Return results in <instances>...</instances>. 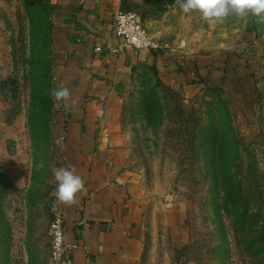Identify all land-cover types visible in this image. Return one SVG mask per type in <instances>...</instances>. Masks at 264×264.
Masks as SVG:
<instances>
[{"label":"rangeland","instance_id":"374dc122","mask_svg":"<svg viewBox=\"0 0 264 264\" xmlns=\"http://www.w3.org/2000/svg\"><path fill=\"white\" fill-rule=\"evenodd\" d=\"M35 1L0 0V264H56V5ZM118 5L139 16L156 59L207 61L188 86L144 61L122 81L125 166L151 204L146 253L160 264H264V25L230 16L209 27L175 0ZM178 208L184 242L166 225Z\"/></svg>","mask_w":264,"mask_h":264},{"label":"crops","instance_id":"0c3cea01","mask_svg":"<svg viewBox=\"0 0 264 264\" xmlns=\"http://www.w3.org/2000/svg\"><path fill=\"white\" fill-rule=\"evenodd\" d=\"M54 4L53 89L71 91L67 107L54 101L58 168H74L85 181L78 203L58 208L65 242L75 246L70 264H160L146 253L153 222L150 201L125 166L122 81L144 61L156 62L167 79L188 86L187 80L206 78L207 61L156 59L151 51L124 46L114 33L118 0H54ZM185 223L183 210L167 211L166 225L183 242ZM162 264L172 263L166 259Z\"/></svg>","mask_w":264,"mask_h":264},{"label":"clouds","instance_id":"9594fccd","mask_svg":"<svg viewBox=\"0 0 264 264\" xmlns=\"http://www.w3.org/2000/svg\"><path fill=\"white\" fill-rule=\"evenodd\" d=\"M175 4L185 13H199L200 18L209 27L223 24L225 20L234 16L241 20L252 17L257 25H264V0H175ZM54 101H67L71 97L68 87L54 88L50 93ZM43 167V164L40 165ZM56 181L53 192L55 204L73 205L78 203L77 194L85 190L84 179L77 175L74 168L49 165Z\"/></svg>","mask_w":264,"mask_h":264},{"label":"built area","instance_id":"2783aa9c","mask_svg":"<svg viewBox=\"0 0 264 264\" xmlns=\"http://www.w3.org/2000/svg\"><path fill=\"white\" fill-rule=\"evenodd\" d=\"M114 33L124 46L136 50L156 51L159 48L148 34L139 16L133 12H116L113 18ZM100 51V49H98ZM52 258L56 264H70V251L75 246L65 242L63 218L58 214L51 225Z\"/></svg>","mask_w":264,"mask_h":264},{"label":"trees","instance_id":"16d2710c","mask_svg":"<svg viewBox=\"0 0 264 264\" xmlns=\"http://www.w3.org/2000/svg\"><path fill=\"white\" fill-rule=\"evenodd\" d=\"M35 3H37V5H38L39 1L37 0V2L35 1L33 4H35ZM200 83H202V82H200ZM228 197H230L233 206L237 205V204H236V198L233 197V194L229 193V194H228Z\"/></svg>","mask_w":264,"mask_h":264}]
</instances>
